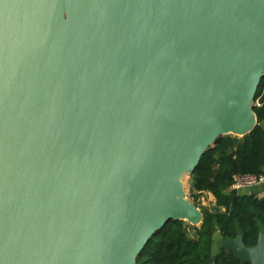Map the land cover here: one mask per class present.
Wrapping results in <instances>:
<instances>
[{"label": "water", "instance_id": "95a60500", "mask_svg": "<svg viewBox=\"0 0 264 264\" xmlns=\"http://www.w3.org/2000/svg\"><path fill=\"white\" fill-rule=\"evenodd\" d=\"M263 79L264 0H0V264H137L200 227L184 177ZM221 244L264 264V233Z\"/></svg>", "mask_w": 264, "mask_h": 264}, {"label": "trees", "instance_id": "16d2710c", "mask_svg": "<svg viewBox=\"0 0 264 264\" xmlns=\"http://www.w3.org/2000/svg\"><path fill=\"white\" fill-rule=\"evenodd\" d=\"M254 110L258 119L254 129L241 138L219 139L191 174L192 195L212 192L216 207L203 210L200 227L185 220L170 221L148 243L137 264H249L233 249L219 246L216 251V244L218 239L242 234L246 246L253 247L264 231V198L254 192L233 195L231 190L235 175L264 173V97Z\"/></svg>", "mask_w": 264, "mask_h": 264}, {"label": "built area", "instance_id": "2783aa9c", "mask_svg": "<svg viewBox=\"0 0 264 264\" xmlns=\"http://www.w3.org/2000/svg\"><path fill=\"white\" fill-rule=\"evenodd\" d=\"M263 97H264V84L260 86V89L254 101V105L261 106ZM262 183H264V173L235 175L231 190L233 189L242 190L245 188L258 187Z\"/></svg>", "mask_w": 264, "mask_h": 264}, {"label": "rangeland", "instance_id": "374dc122", "mask_svg": "<svg viewBox=\"0 0 264 264\" xmlns=\"http://www.w3.org/2000/svg\"><path fill=\"white\" fill-rule=\"evenodd\" d=\"M231 136H234V137H243L241 135H235V134H231ZM184 188H183V192L185 194L184 198L193 203L194 205H196V207L198 209H200V211L202 212L203 214V210L204 209H210L212 210L215 206H214V203L213 201H209V197H205V203L206 205L203 204L202 200H201V196L200 197H195L192 195V187H191V182H192V176L191 175H186L184 177ZM245 190H248V191H253V192H256L257 191V187H253V188H245V189H242L241 191H245ZM186 221V220H185ZM188 222V224H190L191 226H193L189 221H186ZM193 229L190 230V235H193ZM262 233H264V231H262ZM219 249V244H217L216 246V251H218Z\"/></svg>", "mask_w": 264, "mask_h": 264}, {"label": "crops", "instance_id": "0c3cea01", "mask_svg": "<svg viewBox=\"0 0 264 264\" xmlns=\"http://www.w3.org/2000/svg\"><path fill=\"white\" fill-rule=\"evenodd\" d=\"M242 191L241 190H239V193H241ZM244 192H247V193H253V191H248V190H245ZM254 193H256L259 197H261V198H264V193H262V192H260L259 191V189H258V187H257V191L256 192H254ZM205 197H209V201H213V203H214V206L216 207V205H217V201H216V198H215V196L213 195V193L212 192H209V191H204L203 193H202V195H201V200H202V202H203V204L204 205H206V203H205ZM214 207V208H215ZM224 210V209H223ZM239 235V234H238ZM223 240H225V239H218V242H217V244H219V246H221L222 248H225V247H223L222 246V241ZM217 244H216V246H217ZM227 249H232V248H227Z\"/></svg>", "mask_w": 264, "mask_h": 264}, {"label": "bare ground", "instance_id": "6f19581e", "mask_svg": "<svg viewBox=\"0 0 264 264\" xmlns=\"http://www.w3.org/2000/svg\"><path fill=\"white\" fill-rule=\"evenodd\" d=\"M233 132H226L225 134H227V135H231ZM176 216H179V217H181V218H183L184 220H186V221H188L189 220V218H188V215H187V213H185V212H179V213H176L175 214Z\"/></svg>", "mask_w": 264, "mask_h": 264}]
</instances>
